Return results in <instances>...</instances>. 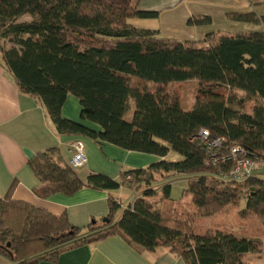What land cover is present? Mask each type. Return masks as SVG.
I'll return each mask as SVG.
<instances>
[{
	"label": "trees",
	"instance_id": "16d2710c",
	"mask_svg": "<svg viewBox=\"0 0 264 264\" xmlns=\"http://www.w3.org/2000/svg\"><path fill=\"white\" fill-rule=\"evenodd\" d=\"M141 1L0 0L4 66L23 92L43 102L59 134L164 158L148 168L122 171L119 180L90 174L84 182L58 148L37 154L30 167L45 185L39 191L42 198L72 196L87 187L113 192L128 186L135 199L126 206L110 193L109 223L93 221L82 229L65 217L14 201L12 186L0 199V255L14 263L30 264L37 257L51 261L65 247L110 236L151 252L166 249L187 264H242L243 256L263 248L259 239L225 230L196 232L192 220L196 212L212 206L220 212L244 200L240 218L264 220V180L254 175L231 180L233 162L214 165L195 139L206 129L212 139H224L225 146L239 144L264 160V104L246 114L241 111L245 100H239V108L224 92L241 91L247 99L264 102V31L219 41L211 34L198 43L165 39L129 24L159 18L158 12L140 10ZM24 16L32 22L18 23ZM229 18L264 26V18L254 13ZM210 22L192 19L188 25ZM7 39L14 45L9 52L2 48ZM187 81L199 86L189 111L178 97L149 87ZM70 96L79 100L80 121L63 116ZM131 101L135 108L128 121ZM171 152L183 159L168 161ZM186 175L195 177L184 192L192 211L177 217L173 207L180 204L171 202L172 186L161 184ZM119 209H124L121 218L114 221Z\"/></svg>",
	"mask_w": 264,
	"mask_h": 264
},
{
	"label": "crops",
	"instance_id": "0c3cea01",
	"mask_svg": "<svg viewBox=\"0 0 264 264\" xmlns=\"http://www.w3.org/2000/svg\"><path fill=\"white\" fill-rule=\"evenodd\" d=\"M139 9L158 12L160 16L158 19H134L129 24L132 23L133 27L140 30L157 31L159 36L165 39L198 43L202 42L208 34L224 31L214 28L216 20L222 17L223 12L210 3H206L205 0L203 2L200 0H142ZM171 12L177 13L174 20L172 19L173 22L171 20L168 25H152L154 22L151 21L161 20L164 15H169ZM205 18H210L211 22L188 25L189 20ZM65 106L63 116L75 120L74 117L65 115ZM79 107L80 103L78 116H80ZM77 139L84 142L85 153L87 151L89 153L86 154L88 164L83 168L86 171L76 170L84 182L90 174H102L119 180L122 171L148 168L154 162L164 159L154 155L125 151L108 143L99 145L94 140L87 143L83 137L59 134L43 102L20 89L14 75L4 66L0 51V199H4L14 186L12 194L14 201L47 211L58 218L65 217L72 226L82 229L86 228L92 220L101 221L103 217H107L110 212L108 201L110 192L106 190L87 187L72 196L58 194L42 198L39 195L40 189L45 185L39 182L32 171L31 159L41 152L58 148L64 161L70 165L73 157L72 143ZM106 150L109 151L108 154ZM124 154L125 162L122 161ZM134 155H138L139 158L131 159ZM149 156L158 160L149 164ZM168 157L169 155L165 159ZM131 161L132 164L128 165ZM254 176L264 180V167ZM130 190L135 194L134 190ZM29 263L187 264L183 258L176 257L166 249L157 248L152 252L147 251L130 244L120 236H110L95 243L68 246L61 249L56 258L51 261H44L37 257L30 259ZM0 264L21 263H14L0 255Z\"/></svg>",
	"mask_w": 264,
	"mask_h": 264
},
{
	"label": "rangeland",
	"instance_id": "374dc122",
	"mask_svg": "<svg viewBox=\"0 0 264 264\" xmlns=\"http://www.w3.org/2000/svg\"><path fill=\"white\" fill-rule=\"evenodd\" d=\"M203 2V0H200ZM199 2V1H198ZM206 3H210L213 7H216L218 10H221L223 12V15L221 18L217 19L214 28L216 30H224L220 31L219 33H211L215 35L216 41H219L222 38L225 37H237L240 35H245L254 31H264L263 24L257 25L253 23H243L234 21L229 18V15H236V14H251L254 13L259 18H264V0H257V1H250V0H205ZM176 12H171L169 15H164L163 19L158 21H151L154 22L152 25H168L169 21L176 17ZM168 18V19H166ZM172 20V22H173ZM131 21V20H130ZM129 21V22H130ZM134 21V20H133ZM23 22H32V18L30 16H24L18 19V23ZM134 23V22H133ZM132 24V23H131ZM208 34V35H211ZM201 47V44L198 45ZM202 46H207L202 45ZM2 48L5 52H9L11 49L14 48V45L11 41L4 40L2 42ZM151 89H160L164 93H168L169 95H173L175 97H178L181 101V104L185 110H191L196 103V98L199 90L198 82L197 81H187L184 83H172L169 85H166L164 87L156 86V85H149ZM226 97H231L235 103V106H238L239 100H245L241 111L246 114H252L253 109L258 104H264L261 100H256L255 98H249L247 99L246 94L241 91H235L230 92L225 89ZM78 98L71 96L65 106V115L74 117V121H80V116H78ZM80 112H81V106ZM135 108V102H130V113L127 116V120L131 121L133 118V111ZM85 142H93V139L90 137H83ZM106 153L108 154L109 151L106 150ZM137 153V152H134ZM86 154H89L88 151ZM142 154V153H140ZM129 156V155H128ZM135 156V155H134ZM132 156L131 159H137L139 158L138 155L135 157ZM152 156V155H151ZM155 156V155H154ZM70 154H68V158H70ZM141 158V157H140ZM149 164L152 162L158 160L155 157H148ZM183 158L176 154L171 152L168 157V161H181ZM122 161L125 162V154L122 156ZM132 164V161L128 164ZM83 169L82 171H84ZM86 171V170H85ZM113 171V170H112ZM81 172V171H80ZM79 172V173H80ZM195 179V177L192 176H176L173 179H171L168 182H165L164 184H161L162 186H165L166 184H170L172 186V194H171V202L174 204H180L179 207L174 205L173 209L176 211L174 214L177 216V213H182L184 211H192V206L189 198H186L184 196V192L188 189V184L190 180ZM227 180V179H226ZM143 186H146L145 184ZM153 186V184H151ZM131 187L125 186L123 189L118 191L110 192L115 195V197L120 196V199L122 200L124 205H128L129 203L133 202L135 199V194L130 190ZM119 193V194H118ZM165 208H169V203L165 205ZM214 206L210 207V209H206L202 213L194 214V220L196 221L195 225V231L199 233H206L209 231H217V230H225L227 232H230L238 237H248V238H256L259 239L261 244L263 245V248L261 251L251 252L249 254H246L242 258V264H264V220H261L258 217H250L246 220L241 219L240 217V211H242L244 207V201L240 202V204L237 207L229 206L225 208L223 211H216L213 212ZM124 209H119L116 214L114 215V221H117L121 218L122 211ZM189 213V212H188ZM16 214V212H15ZM15 216V215H14ZM178 217V216H177ZM18 219V217L16 216ZM105 218V217H103ZM13 219V217H12ZM98 222L99 225L102 224V220H92V222Z\"/></svg>",
	"mask_w": 264,
	"mask_h": 264
},
{
	"label": "built area",
	"instance_id": "2783aa9c",
	"mask_svg": "<svg viewBox=\"0 0 264 264\" xmlns=\"http://www.w3.org/2000/svg\"><path fill=\"white\" fill-rule=\"evenodd\" d=\"M195 139L201 141L207 148L214 165H226L233 162L229 177L231 180H246L264 167V160L259 156L250 153L239 144L225 146L224 139H212L210 132L206 129H202ZM71 148L73 152V157L70 162L71 167L74 170L85 168L88 164V159L85 153L84 142L77 139L72 143ZM245 196H247V193Z\"/></svg>",
	"mask_w": 264,
	"mask_h": 264
},
{
	"label": "water",
	"instance_id": "95a60500",
	"mask_svg": "<svg viewBox=\"0 0 264 264\" xmlns=\"http://www.w3.org/2000/svg\"><path fill=\"white\" fill-rule=\"evenodd\" d=\"M102 221H103V223H109L110 220H109V218L105 217L102 219ZM9 247H10V243L7 244V248H9Z\"/></svg>",
	"mask_w": 264,
	"mask_h": 264
}]
</instances>
